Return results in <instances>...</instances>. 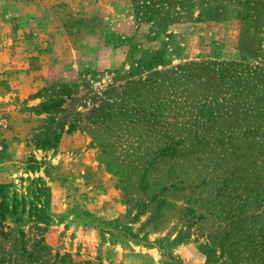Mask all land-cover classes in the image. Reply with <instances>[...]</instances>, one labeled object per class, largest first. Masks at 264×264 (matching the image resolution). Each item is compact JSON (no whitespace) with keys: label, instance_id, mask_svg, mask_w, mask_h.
I'll list each match as a JSON object with an SVG mask.
<instances>
[{"label":"rangeland","instance_id":"1","mask_svg":"<svg viewBox=\"0 0 264 264\" xmlns=\"http://www.w3.org/2000/svg\"><path fill=\"white\" fill-rule=\"evenodd\" d=\"M188 3L0 0V264H264V0Z\"/></svg>","mask_w":264,"mask_h":264},{"label":"trees","instance_id":"2","mask_svg":"<svg viewBox=\"0 0 264 264\" xmlns=\"http://www.w3.org/2000/svg\"><path fill=\"white\" fill-rule=\"evenodd\" d=\"M188 1L189 0H185L186 4L183 5L181 4V0H179L177 4L176 0H131L133 4V11L138 19H154L157 23H159L158 20L160 19L166 18L169 20L170 17H173L174 15L178 14L180 9H186L187 12L191 13V4H189ZM204 1L205 3H208L211 0ZM204 13H207L210 16H214L216 14L214 10H207ZM57 103L60 104V102ZM43 107L46 108V106ZM115 173L119 174L121 178H123L124 174H126L124 172L118 171H115Z\"/></svg>","mask_w":264,"mask_h":264}]
</instances>
